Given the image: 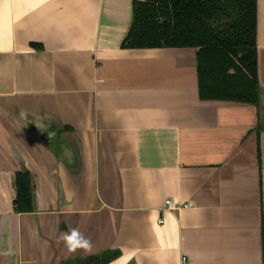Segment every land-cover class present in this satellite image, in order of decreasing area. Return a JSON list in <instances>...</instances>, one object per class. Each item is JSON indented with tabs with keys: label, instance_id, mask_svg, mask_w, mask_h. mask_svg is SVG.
Listing matches in <instances>:
<instances>
[{
	"label": "crops",
	"instance_id": "1",
	"mask_svg": "<svg viewBox=\"0 0 264 264\" xmlns=\"http://www.w3.org/2000/svg\"><path fill=\"white\" fill-rule=\"evenodd\" d=\"M134 1L0 0V264H264V0L256 104L201 100L194 48H121Z\"/></svg>",
	"mask_w": 264,
	"mask_h": 264
},
{
	"label": "trees",
	"instance_id": "2",
	"mask_svg": "<svg viewBox=\"0 0 264 264\" xmlns=\"http://www.w3.org/2000/svg\"><path fill=\"white\" fill-rule=\"evenodd\" d=\"M256 9L257 0L134 1L121 48H194L201 100L256 104ZM31 189L30 173L16 172L15 212L32 211ZM117 256L109 251L79 264H107Z\"/></svg>",
	"mask_w": 264,
	"mask_h": 264
},
{
	"label": "clouds",
	"instance_id": "3",
	"mask_svg": "<svg viewBox=\"0 0 264 264\" xmlns=\"http://www.w3.org/2000/svg\"><path fill=\"white\" fill-rule=\"evenodd\" d=\"M69 252H75L78 249L91 251L92 244L77 228H70L68 232L60 237Z\"/></svg>",
	"mask_w": 264,
	"mask_h": 264
},
{
	"label": "built area",
	"instance_id": "4",
	"mask_svg": "<svg viewBox=\"0 0 264 264\" xmlns=\"http://www.w3.org/2000/svg\"><path fill=\"white\" fill-rule=\"evenodd\" d=\"M164 204H165V209L168 212H172V211H174L176 209V205L173 202V199H171V198L166 199ZM159 222L162 223V220H160ZM180 264H188V260H187L186 256L182 255L180 257Z\"/></svg>",
	"mask_w": 264,
	"mask_h": 264
}]
</instances>
